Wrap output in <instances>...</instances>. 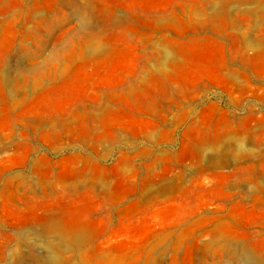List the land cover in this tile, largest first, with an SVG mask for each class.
<instances>
[{"label":"rangeland","instance_id":"obj_1","mask_svg":"<svg viewBox=\"0 0 264 264\" xmlns=\"http://www.w3.org/2000/svg\"><path fill=\"white\" fill-rule=\"evenodd\" d=\"M39 263L264 264V0H0V264Z\"/></svg>","mask_w":264,"mask_h":264},{"label":"bare ground","instance_id":"obj_2","mask_svg":"<svg viewBox=\"0 0 264 264\" xmlns=\"http://www.w3.org/2000/svg\"><path fill=\"white\" fill-rule=\"evenodd\" d=\"M232 140H234V139H231V141ZM235 141V140H234ZM230 142L228 141V144H229ZM233 143V142H232ZM231 144V143H230ZM234 144H236V143H234ZM237 144H238V142H237ZM239 145H241L240 143L238 144V146ZM54 225V224H53ZM53 225H52V227H53ZM50 226V225H49ZM48 226V227H49ZM58 227V226H57ZM49 228H51V227H49ZM56 228V227H55ZM54 229V228H53ZM58 229H60V228H58ZM63 230V229H62ZM54 231V230H53ZM57 231H59V230H56V233H57ZM61 231V230H60ZM68 232V231H67ZM72 233V231H69V234H71ZM79 232V231H78ZM80 232H82V231H80ZM55 233V234H56ZM59 233V232H58ZM65 233V231L63 232L62 231V233H59L58 234V243H66V242H75V243H77L78 241H80V240H78L79 239V237L80 238H82L83 236L82 235H80L79 233H77V234H75V233H73V234H75V235H71L72 237H70L71 239L69 240L68 238H67V234L65 235L64 234ZM82 234V233H81ZM54 235V234H53ZM69 236V235H68ZM82 236V237H81ZM48 245L46 246V248H47V253H46V257H47V259H51V261H52V259H53V257H54V251H53V248H55V243H52V242H49V243H47ZM63 245V244H62ZM46 252V251H45ZM44 256V255H43ZM46 259V260H47ZM38 260V259H37ZM42 260V259H41ZM44 260V259H43ZM36 261V260H35ZM34 261V262H35ZM45 261V260H44ZM48 262L50 261V260H47ZM40 262H42V261H40ZM40 264V263H39Z\"/></svg>","mask_w":264,"mask_h":264}]
</instances>
